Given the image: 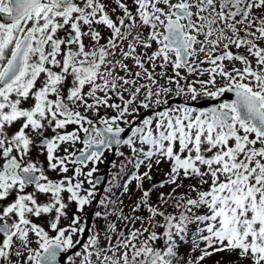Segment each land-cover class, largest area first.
Segmentation results:
<instances>
[{"label":"snow or ice","instance_id":"6c2138e0","mask_svg":"<svg viewBox=\"0 0 264 264\" xmlns=\"http://www.w3.org/2000/svg\"><path fill=\"white\" fill-rule=\"evenodd\" d=\"M225 253L264 264V0H0V264Z\"/></svg>","mask_w":264,"mask_h":264},{"label":"rangeland","instance_id":"374dc122","mask_svg":"<svg viewBox=\"0 0 264 264\" xmlns=\"http://www.w3.org/2000/svg\"><path fill=\"white\" fill-rule=\"evenodd\" d=\"M77 147H79V146H77ZM122 150L125 151L126 154L128 153V150L126 148H124ZM109 155H110V153H107L105 155V157H106L105 162L98 165L99 171L97 173H95L94 176L97 177L98 175H101V174L104 173V168H105L106 162H107V160L109 158ZM122 160H123V158L116 157V159H115L116 167L115 168L112 167V169H111V179L113 178V176H116L118 181H122V180H124V179H126L128 177V174H129L131 166H129L128 168H125L124 171L121 172L120 171V164H121ZM89 167H92V165L90 164ZM143 170L144 169H141V171H143ZM167 170H168V165L167 164H162V165L159 166V168H155L154 167V169H153V178H154V180H156V181L161 180L163 178V174ZM49 175L52 176L53 178H55V173H49ZM188 183H192V181H185V184H188ZM85 187L87 188L86 185H85ZM165 191H168V189H165ZM135 195H138V194H134L131 198L125 197L124 198L125 199V205L130 204L132 202V200L135 199ZM86 210H89V209H86ZM125 211L127 212L128 209L125 208ZM44 219L40 220V221H37V222L41 223V224H43V226H45ZM45 228H46V226H45ZM182 251H186V250H182ZM220 259H222L224 264H227V262L230 261L231 259H233V257L228 256L226 253L225 254H218L217 256H214L213 258L207 260L205 262V264H214L215 260H220Z\"/></svg>","mask_w":264,"mask_h":264},{"label":"water","instance_id":"95a60500","mask_svg":"<svg viewBox=\"0 0 264 264\" xmlns=\"http://www.w3.org/2000/svg\"><path fill=\"white\" fill-rule=\"evenodd\" d=\"M214 103H217V102L216 101H210V100H204V101H200L199 105L202 107H210ZM114 158H115V155L112 154L110 160L108 161V163L106 165L105 174L102 176H98L99 178H101V184L99 185V187H100L99 197H102V195L104 193V188H106L108 185L110 167H111V164H112V161L114 160Z\"/></svg>","mask_w":264,"mask_h":264},{"label":"flooded vegetation","instance_id":"af4514ba","mask_svg":"<svg viewBox=\"0 0 264 264\" xmlns=\"http://www.w3.org/2000/svg\"><path fill=\"white\" fill-rule=\"evenodd\" d=\"M69 130H71L70 128H69ZM77 146H79L80 147V145H77ZM107 153H105V155H106ZM111 153H110V155H109V158H108V160H107V162H106V164L108 163V161L110 160V157H111ZM37 156V154L36 153H34V157H36ZM116 157L117 156H115V159H116ZM41 159H42V157H41ZM115 161V160H114ZM111 169H112V164H111V168H110V175H109V181H111L112 179H111ZM98 176H100V175H98ZM97 176V177H98ZM109 181H108V185H107V187L109 186ZM86 186L88 187V185L86 184ZM99 190H100V187H99ZM98 192H100V191H98ZM104 194L105 193H103V195H102V197L104 196ZM101 197V198H102ZM74 210H75V207H74V205H69V215L71 216V214L74 212ZM86 212H91V209H89V210H86ZM47 218L45 217V219H44V223H45V226H46V229H47ZM68 223V221L67 220H64V221H62V225L63 224H67Z\"/></svg>","mask_w":264,"mask_h":264}]
</instances>
